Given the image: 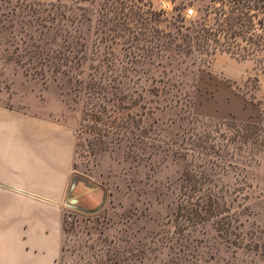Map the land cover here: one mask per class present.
<instances>
[{
	"label": "trees",
	"instance_id": "obj_1",
	"mask_svg": "<svg viewBox=\"0 0 264 264\" xmlns=\"http://www.w3.org/2000/svg\"><path fill=\"white\" fill-rule=\"evenodd\" d=\"M154 1L0 0V84L23 85L44 110L51 87L81 98L87 117L134 108L137 137L151 144L133 152L117 142L100 155L125 200L94 216L140 210L133 223L159 235L148 264H264V108L257 120L196 114L199 72L214 69L211 33L197 10L185 18L184 0L176 15Z\"/></svg>",
	"mask_w": 264,
	"mask_h": 264
},
{
	"label": "rangeland",
	"instance_id": "obj_2",
	"mask_svg": "<svg viewBox=\"0 0 264 264\" xmlns=\"http://www.w3.org/2000/svg\"><path fill=\"white\" fill-rule=\"evenodd\" d=\"M159 1L153 2L158 8L161 6ZM165 1L170 4L167 11L174 15L181 13L176 9L178 5L187 3L186 11L189 8L197 10L198 15L206 20L207 32L211 33L215 52L214 69L199 72L193 111L199 115L257 120L261 107L264 108V0H184L183 3L181 0ZM200 3L202 11L198 8ZM166 24L163 22L155 26L163 27ZM234 87L247 91L256 104L244 98ZM39 98L38 95L30 94L23 85L0 84V103H9L30 112L37 111L49 119L65 122L66 125L59 124L69 127L76 136L69 170L80 171L106 186L110 193L109 200L124 202L125 199L121 197L122 185L113 180L111 172L106 173L104 169L107 160L100 155H104V150L117 142L133 152L139 147L141 150L147 149V145L151 144L137 137V132L144 124L129 120V113L134 108L114 115L109 106L108 112H105L107 117L104 113L99 119L85 115L81 98L68 102L52 87L42 100L49 110H44ZM141 104L144 102L140 100L137 106ZM20 109L18 111L35 117ZM71 114L77 118L69 116ZM126 132L130 139L128 141ZM152 132L149 130L146 133ZM143 215L140 210L126 208L122 211L119 208L108 220L103 216L82 215L63 208L62 224L66 238L64 252L61 247L58 264H148L145 254L155 247L156 237L159 235L156 236L152 227L140 228L143 225ZM122 220L131 221L132 226L130 223L124 226ZM133 221L142 223L138 226ZM151 222L152 218L144 220L145 225Z\"/></svg>",
	"mask_w": 264,
	"mask_h": 264
},
{
	"label": "crops",
	"instance_id": "obj_3",
	"mask_svg": "<svg viewBox=\"0 0 264 264\" xmlns=\"http://www.w3.org/2000/svg\"><path fill=\"white\" fill-rule=\"evenodd\" d=\"M75 139L69 127L0 104V264H58Z\"/></svg>",
	"mask_w": 264,
	"mask_h": 264
},
{
	"label": "water",
	"instance_id": "obj_4",
	"mask_svg": "<svg viewBox=\"0 0 264 264\" xmlns=\"http://www.w3.org/2000/svg\"><path fill=\"white\" fill-rule=\"evenodd\" d=\"M109 197L106 186L80 171L72 170L66 182L61 206L70 212L96 215L106 208Z\"/></svg>",
	"mask_w": 264,
	"mask_h": 264
},
{
	"label": "built area",
	"instance_id": "obj_5",
	"mask_svg": "<svg viewBox=\"0 0 264 264\" xmlns=\"http://www.w3.org/2000/svg\"><path fill=\"white\" fill-rule=\"evenodd\" d=\"M159 3L163 8H166V9L170 8V6H169L170 4L168 2H166L165 0H160ZM196 12L197 11L195 9L189 8V9H187L185 15H186V17H193L196 15Z\"/></svg>",
	"mask_w": 264,
	"mask_h": 264
}]
</instances>
